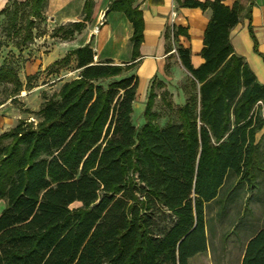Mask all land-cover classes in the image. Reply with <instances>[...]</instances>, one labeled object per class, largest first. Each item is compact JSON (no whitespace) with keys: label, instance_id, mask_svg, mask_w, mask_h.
<instances>
[{"label":"trees","instance_id":"trees-1","mask_svg":"<svg viewBox=\"0 0 264 264\" xmlns=\"http://www.w3.org/2000/svg\"><path fill=\"white\" fill-rule=\"evenodd\" d=\"M132 2L108 5L132 25L131 60L142 40L141 14ZM44 4L11 0L0 10L14 47L32 39ZM184 4L208 6L211 15L199 66L190 63L188 48L176 47L188 75L184 103L165 101L175 120L157 123L155 88L164 83L154 79L137 127L131 119L137 78L127 73L134 63L94 61L84 44L52 64L65 66L73 55L79 72L42 95L37 120L20 118L0 133V264H190L206 250L205 204L229 173L252 182L264 84L230 45L235 6ZM83 28L79 20L51 35L66 39ZM181 32L173 28L174 37ZM0 84L4 100L22 90L13 64L0 63ZM241 264H264V227L246 241Z\"/></svg>","mask_w":264,"mask_h":264},{"label":"crops","instance_id":"crops-1","mask_svg":"<svg viewBox=\"0 0 264 264\" xmlns=\"http://www.w3.org/2000/svg\"><path fill=\"white\" fill-rule=\"evenodd\" d=\"M10 1L0 0V10L8 6ZM186 1L191 0H155L154 2L133 0L132 6H137L142 18V40L137 49V56L131 60L132 25L123 11L108 10L110 0H45L42 18L36 20L32 29V39L18 48V54H23L25 58L17 72L23 83L18 98L20 97L22 102L27 104L26 101L31 100L30 98L35 99L38 95L37 92L41 88L40 83L32 84L28 92L24 90L26 89L24 83L27 82L28 76H31V81H33L38 72L50 67L70 50L89 44L94 52V61L109 58L117 64L134 63L129 70L134 71L137 78L132 113L135 108L142 113V105L145 106L154 77L164 84H174L173 80L188 75L177 56V46L189 49L190 63L193 67L203 62L201 56L203 35L211 10L208 6L202 9L199 6L186 5L184 4ZM218 1L228 7L235 6L238 21L230 29V45L233 52L242 58L254 74L256 80L264 84V0ZM79 20L84 22V28L72 37L65 39L59 35H51L54 28ZM173 28H181L184 32L174 37ZM168 31L167 39L165 33ZM167 41L170 42V50H167ZM70 64L73 65V69L72 72L67 73L69 75L72 73V76L64 79L59 87L64 81L76 77L79 72V69L75 67L73 55ZM166 64L168 72L165 70ZM43 90L45 89L39 91L43 92ZM28 94L34 95L28 97ZM42 100L41 93L38 105ZM184 101L183 94L180 92L177 106L183 104ZM25 107L27 106H14L11 104V98L0 102V133L13 127L18 119L26 117L24 110H21ZM258 112L264 121V105H260ZM255 142L258 143V152L257 162L253 169L254 180L248 184L247 181H240L234 174L229 173L224 183L230 180L233 185L229 190L231 192L230 201L238 197L237 187L241 186L245 189L247 187L245 203L248 202L249 207L257 209L264 216V123L262 128L255 133ZM263 227L264 224L257 225L247 240Z\"/></svg>","mask_w":264,"mask_h":264},{"label":"rangeland","instance_id":"rangeland-1","mask_svg":"<svg viewBox=\"0 0 264 264\" xmlns=\"http://www.w3.org/2000/svg\"><path fill=\"white\" fill-rule=\"evenodd\" d=\"M5 18L0 16V63H11L15 66L17 72L20 70L22 61L25 58L23 54H18V48L14 47L13 40H9L3 30ZM103 60V59H101ZM73 65L69 63L67 66L51 65L45 70L38 72L35 75V79L31 81L27 79L24 83L28 92L30 86L37 82L41 84L40 89H45L43 92L38 90V95L35 99L26 101L27 104L22 102L19 96L20 92L11 97V104L14 106H24L25 118L28 120H37V116L34 114L40 104L39 97L43 94L48 96L59 89V84L66 78L72 76L67 72H72ZM67 73V74H65ZM128 73V72H127ZM134 74V71H129ZM135 75V74H134ZM187 77V76H186ZM186 77H181L178 80H173L174 84H164L163 87L155 88L156 96L154 98L153 110L159 114L156 120L159 125L163 126L168 119H176V113L168 111L165 101H170L174 107L178 105L180 92L186 98L182 86L187 82ZM155 80L156 77H154ZM153 79V80H154ZM36 83V84H37ZM103 83H106L104 81ZM34 94H28V97ZM5 90L3 84H0V100H4ZM144 105H142V110ZM132 122L139 127L143 123L142 113L137 108L133 110L131 115ZM263 161V160H261ZM254 179H252L253 181ZM230 180H227L224 187L219 192L218 196L205 204L204 206V219L206 222V241L207 248L204 252L194 255L190 259V264H241V259L244 252V247L247 238L250 236L257 225L264 224V216L257 209L249 207L248 202L245 203V195L248 188L237 187L238 197L235 200L230 201L231 192L229 190L232 187ZM78 204L73 203L71 206ZM4 206L3 200H0V211Z\"/></svg>","mask_w":264,"mask_h":264}]
</instances>
